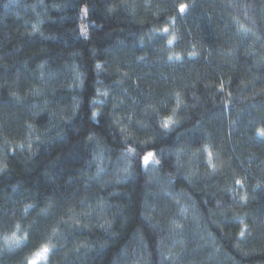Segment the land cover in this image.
Listing matches in <instances>:
<instances>
[{
    "label": "trees",
    "instance_id": "16d2710c",
    "mask_svg": "<svg viewBox=\"0 0 264 264\" xmlns=\"http://www.w3.org/2000/svg\"><path fill=\"white\" fill-rule=\"evenodd\" d=\"M34 262L264 264V0H0V264Z\"/></svg>",
    "mask_w": 264,
    "mask_h": 264
},
{
    "label": "snow or ice",
    "instance_id": "6c2138e0",
    "mask_svg": "<svg viewBox=\"0 0 264 264\" xmlns=\"http://www.w3.org/2000/svg\"><path fill=\"white\" fill-rule=\"evenodd\" d=\"M186 7H187L186 5H181V6H180V9H179L180 12L183 13ZM165 31H167V29H165ZM165 127H167V125H165ZM153 155H154V154L151 153V152L147 153V154L143 157V163H144L145 165H147V164L149 163V161L151 160V158L153 157ZM240 235L243 236L244 233L241 232ZM43 251H44L45 253H47V252L49 251V249H48L47 247H45V248L43 249ZM34 264H35V262H34Z\"/></svg>",
    "mask_w": 264,
    "mask_h": 264
}]
</instances>
